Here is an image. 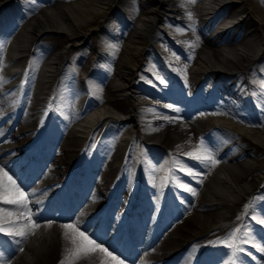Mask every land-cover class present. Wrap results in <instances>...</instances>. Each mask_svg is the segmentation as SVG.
Masks as SVG:
<instances>
[{"label": "bare ground", "instance_id": "obj_1", "mask_svg": "<svg viewBox=\"0 0 264 264\" xmlns=\"http://www.w3.org/2000/svg\"><path fill=\"white\" fill-rule=\"evenodd\" d=\"M189 13L192 26L178 19ZM220 15L236 23L212 39L207 32ZM65 42L75 44L65 52ZM0 43L7 81L0 87V165L35 193V218L54 222L20 245L0 234L7 264H60V225L68 222L125 264H227L229 249L220 242L245 225L264 243V226L252 218H264V0H6ZM109 45L119 49L114 56ZM185 64L187 86L172 70ZM153 65L167 87L149 71ZM94 85L103 88L102 102ZM82 92L103 108L78 128L87 107ZM50 102L55 110L45 116ZM172 103L183 108L175 123L163 119ZM122 133L130 134L127 149ZM201 139L216 166L185 155ZM143 158L151 164L137 184ZM173 159L199 173L176 169L195 196L163 180L160 163L168 169ZM244 247V264H264V254ZM103 259L94 253L78 264Z\"/></svg>", "mask_w": 264, "mask_h": 264}, {"label": "snow or ice", "instance_id": "obj_2", "mask_svg": "<svg viewBox=\"0 0 264 264\" xmlns=\"http://www.w3.org/2000/svg\"><path fill=\"white\" fill-rule=\"evenodd\" d=\"M186 2L194 4L196 0H186ZM188 18L190 21L193 19L191 13H189ZM176 31L178 33H182L183 29H176ZM197 46L198 41L188 44V47L193 50ZM108 47L112 50L113 56L119 51L116 45H109ZM4 48L5 44L0 43V52H2ZM173 56H175L177 61L180 59V57L176 56L175 53H173ZM191 58L192 57H189V59ZM0 64H2V60H0ZM188 66V64H185L182 70H178L176 68L172 69L173 71H180L182 73L185 86H187ZM149 71L153 73L156 80H158L161 85H164L165 87L168 86L167 78L156 69L155 65H153ZM141 79L145 80V82L150 84L152 87H157L153 80L143 76ZM6 83L7 81L4 77L0 76V87ZM259 87L262 90L261 96L264 97V82H262ZM92 90L96 95V98L101 99L102 102L103 88L99 85H94ZM253 95L256 94L253 93ZM165 107L169 108L173 112H180L179 108H173L172 105H165ZM260 107L264 110V103H261ZM53 110L55 109L50 102L49 109L46 110L45 116H47L48 111ZM163 119L170 123H175L177 118L163 116ZM260 126L264 127V124H261ZM185 155L192 160L198 161L204 167H214L219 163V161L215 158L214 152L207 144H205L203 139H201L200 144L197 145L193 151L187 152ZM177 168L184 171L190 177H196L199 175L198 172L194 171L183 161L173 159L171 161L170 168L161 169V171H165L163 180L165 182H171L174 187H179L195 196L197 194L196 190L188 184L182 182L180 176L176 173ZM34 197L35 193L25 191L22 185L18 183V179L13 174H10L9 170H6L5 166L0 165V234L10 237L12 242L17 245H20L22 242H26L30 237L35 236L37 230L41 227H51L52 223H54L49 221L47 224L42 225L38 219L35 218L33 209L30 207ZM249 207L250 205L245 206V214H248ZM251 207L254 209L255 200ZM252 218L256 220L257 224L264 226V218H257L255 215H253ZM237 219L240 220L241 218L237 217ZM60 227L63 230L62 237L65 241L63 258L61 259L60 264H78L79 261L90 257L94 253L102 254L104 258L102 260V264H125V260L115 254L114 250H109V248L105 247L102 242H98L96 238H93L86 231L81 230L77 222L63 223ZM220 243L225 248L229 249V260L227 261V264H244L242 254L250 255V253H247L244 245L250 244L252 247H255L259 253L264 254V243L257 241L251 230L247 229V227L243 231L240 227L234 228L228 234V237ZM18 250L21 252L24 251L23 247H19ZM0 264H7V260L5 259L3 253H0Z\"/></svg>", "mask_w": 264, "mask_h": 264}, {"label": "rangeland", "instance_id": "obj_3", "mask_svg": "<svg viewBox=\"0 0 264 264\" xmlns=\"http://www.w3.org/2000/svg\"><path fill=\"white\" fill-rule=\"evenodd\" d=\"M5 1H6V0H0V2H2V3L5 2ZM226 1H227L228 3L231 2V0H226ZM236 4H237V3H236ZM238 4H239V3H238ZM180 17H181V16L179 15L178 18H180ZM159 27L163 28L164 25H160ZM61 39H62V38L52 37L51 40H50V39H47V41L50 42V43H54V42H56V41H60ZM74 44H75V43H71V42L68 43V42H65L64 45H63V46H64V51L66 52L69 48H71L72 46H74ZM184 47L186 48V45H185ZM110 82H111V81H110ZM165 111H166L165 114H166L167 116L171 115V114L168 113L167 110H165ZM185 125H186V124H185Z\"/></svg>", "mask_w": 264, "mask_h": 264}]
</instances>
